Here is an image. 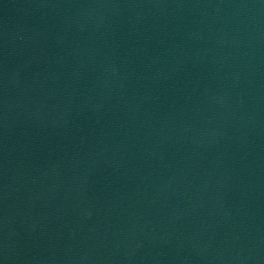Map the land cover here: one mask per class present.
I'll use <instances>...</instances> for the list:
<instances>
[{
  "label": "water",
  "instance_id": "95a60500",
  "mask_svg": "<svg viewBox=\"0 0 264 264\" xmlns=\"http://www.w3.org/2000/svg\"><path fill=\"white\" fill-rule=\"evenodd\" d=\"M0 264H264V0H0Z\"/></svg>",
  "mask_w": 264,
  "mask_h": 264
}]
</instances>
